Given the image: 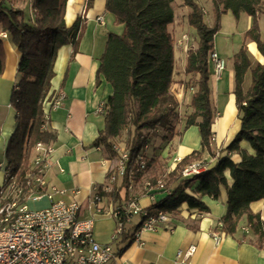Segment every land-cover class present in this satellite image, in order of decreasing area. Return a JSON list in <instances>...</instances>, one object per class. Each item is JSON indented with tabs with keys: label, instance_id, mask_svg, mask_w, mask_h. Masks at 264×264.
<instances>
[{
	"label": "trees",
	"instance_id": "1",
	"mask_svg": "<svg viewBox=\"0 0 264 264\" xmlns=\"http://www.w3.org/2000/svg\"><path fill=\"white\" fill-rule=\"evenodd\" d=\"M25 0H0V25L12 38L21 60L18 67L11 105L17 112V125L6 149V159L13 172L23 180L30 169L31 157L38 142L51 145L57 140L56 132L44 128L45 101L50 98L55 62L64 45H73L74 58L79 52L85 23L78 18L73 25L65 21L68 0H35L33 20L15 7V2ZM215 22L209 25L204 10L197 0H184L191 8L189 24L196 28L198 47L191 50L186 71L199 75L198 91L191 106L194 111L187 116L184 128L199 126L202 149L184 156L173 170H168L160 156L148 158L144 171L134 176L137 192H167V195L147 207L152 215L159 211L175 216L187 203L191 208L209 211L202 201L204 196L219 199L222 188H227L228 212L222 218L224 235H235L245 217L247 226L257 236V245L264 246V220L253 212L251 205L264 200V63L253 66L247 54L246 41L234 56L236 106L239 111L240 129L233 140L218 152L212 147V125L215 111L211 100L208 54L214 49L216 34L221 29V17L231 11L237 18L242 12L252 16L253 23L245 38L255 41L264 56V37L261 35L259 14L264 10V0H213ZM94 0H87L86 9ZM173 0H107L106 9L113 13L116 22L124 24L121 34L109 33L98 78L101 75L112 85L113 94L104 105L105 127L95 144L113 150V139H120L125 130L126 147L130 150L128 170L135 167L138 155L150 142V134L158 129L169 134L170 140L182 132L176 131L173 121L179 122L176 108L178 100L172 93L174 84L175 43L169 25L174 22ZM0 31V33H1ZM5 69L4 38L0 35V74ZM251 70L252 83L246 91L244 80ZM248 141L254 153L241 147ZM115 152V151H114ZM208 152L214 161L208 169L191 177L183 176V169L195 161H206ZM239 154L241 160L232 158ZM229 172L232 181L227 176ZM128 175L123 185L115 188L114 197L127 187ZM149 183V184H148ZM160 184L163 187H160ZM197 229V223H189ZM128 236L124 237L127 239ZM245 238V237H244Z\"/></svg>",
	"mask_w": 264,
	"mask_h": 264
},
{
	"label": "crops",
	"instance_id": "2",
	"mask_svg": "<svg viewBox=\"0 0 264 264\" xmlns=\"http://www.w3.org/2000/svg\"><path fill=\"white\" fill-rule=\"evenodd\" d=\"M106 1L94 0L93 5L88 9H86L87 0L67 1L66 24L71 26L78 18H82L85 28L77 55L72 58V44L64 45L59 49L55 62V76L49 96L54 98L63 93L65 98L61 106L56 109L52 110L48 104L45 105V109L49 108L50 111L47 130L57 134V140L51 144L53 150L45 178L46 191L55 192L53 197L55 201L83 202L93 195L95 188L101 189L112 185L113 191L103 195L102 206L107 211L111 204H128L137 196L135 194L138 185L134 183L131 190L128 186H123L120 189V197L116 199L115 188L121 187L124 179L119 177L114 183L110 180L117 165V154L102 143L95 144L100 131L105 127V113L101 111V105L105 104L108 97L113 94V87L104 76L98 78L101 57L109 33L121 34L125 28L124 24L117 23L115 15L106 9ZM197 2L204 10L205 22L213 25L215 22L213 0H197ZM34 3L35 0L17 1L15 7L22 9L26 17L33 20ZM172 5L175 13L174 22L169 25L175 43L172 93L179 102L176 108L179 122L173 124L176 126V131L182 134L175 135L170 140L163 139L167 134L162 135L163 149L157 150L151 156L163 158L168 170H173L184 156L194 150L202 149L199 126L184 128L187 116L194 111L191 102L198 91L199 79L198 74L186 71L187 59L189 52L198 47L199 37L196 28L188 21L191 8L184 3V0H173ZM98 16L104 17L103 23L97 21ZM252 23L253 18L249 14L242 12L237 18L229 11L222 15L221 29L215 36L214 49L227 62L226 68L218 78L213 74V65L209 63L211 100L216 115L212 125L214 132L212 147L215 152L227 146L240 129L239 111L234 94V56L246 41L247 54L252 65L264 63V56L259 51L257 43L245 38ZM259 24L261 35L264 37V10L259 14ZM219 36L222 49L220 51L224 55L220 53L216 44ZM179 40L182 42L181 45L178 44ZM4 46L5 69L0 74V150L6 155L9 139L17 125V112L11 105V97L20 76L18 67L21 53L10 36L4 38ZM251 83L252 74L249 70L244 80L246 91ZM163 131L167 133L166 130ZM240 145L248 152L254 153L248 141L242 140ZM204 158L206 161H214L208 152L204 153ZM232 158L235 162L241 160L239 154H234ZM227 176L232 181L229 172ZM54 188L57 191H54ZM166 195L167 192H157L155 201ZM135 198L143 207H149L154 202L148 193H142ZM51 201L44 196L40 200L30 201L29 204L32 208H42L49 206ZM202 201L209 211L191 208L184 203L180 208V214L173 215L172 230L161 227L158 230L142 232L141 238L145 242L143 246L132 240V233L139 222V218L134 217L128 223L129 232L117 242L118 255L110 264H264V246L257 245V236L247 226L245 217L235 235H224L219 244L213 239L212 231L218 227L228 212L227 188H222L219 199L204 196ZM251 208L253 212L260 213L264 220V200L253 202ZM189 223H197L198 228L192 229ZM115 227L116 220L111 215H96L95 238L101 243L111 242ZM126 236L127 239H124ZM190 245L196 246L195 253L185 259L179 258V250L186 251Z\"/></svg>",
	"mask_w": 264,
	"mask_h": 264
},
{
	"label": "built area",
	"instance_id": "3",
	"mask_svg": "<svg viewBox=\"0 0 264 264\" xmlns=\"http://www.w3.org/2000/svg\"><path fill=\"white\" fill-rule=\"evenodd\" d=\"M97 21L103 23L104 17L98 16ZM7 38V32H1ZM178 44L182 42L179 40ZM208 62L213 65V74L218 78L226 68V59L215 49L209 52ZM65 95L58 94L48 98L45 105L56 109L63 103ZM101 105V111H104ZM45 109L44 128L50 121V111ZM117 154V165L111 174V183L128 175V188L134 186V176L145 170L149 158V144H146L135 163L128 170L130 150L121 142H112ZM52 146L38 142L31 157L30 169L23 180H20L8 163L7 159L0 161V264H110L118 255L117 242L129 232L128 223L134 217L139 218L132 233L133 242L143 246L141 238L144 230H158L165 227L172 230L173 214L159 211L156 215L149 213L137 198H132L128 204H111L106 211L102 206L104 193L113 191L112 185L101 189L95 188L93 195L83 202L53 200L55 192H47L46 168ZM209 167L207 161H195L183 169L184 177H191ZM149 184V183H148ZM160 187H163L160 184ZM54 191H57L54 188ZM155 202V193H149ZM47 196L51 201L49 206L32 208L30 201L40 200ZM108 214L115 218L116 227L111 242L101 243L94 235L96 215ZM222 222L212 231L216 244H219L224 233ZM196 251L195 245H190L186 251L179 250L178 257H189Z\"/></svg>",
	"mask_w": 264,
	"mask_h": 264
},
{
	"label": "rangeland",
	"instance_id": "4",
	"mask_svg": "<svg viewBox=\"0 0 264 264\" xmlns=\"http://www.w3.org/2000/svg\"><path fill=\"white\" fill-rule=\"evenodd\" d=\"M220 39H221V37L219 36L216 39V44L219 46V48H218L219 51L220 50L222 51V49L220 48V45H221L220 44ZM221 51H220V53H222V55H224L223 52H221ZM173 123H176V121H173ZM174 126H175V124H174ZM175 128H176V126H175ZM164 134H169V133L168 132L167 133H164V131H163L162 128L161 129H158L156 131H153L150 134V142H149V156L150 157L153 156L154 155V152H156L157 150L163 149L162 145L164 143L163 142L164 140H161V138H162V135H164ZM126 138H127V130H125L123 132V134H122V137L120 139H117L116 141L117 142H121L122 145H123V147H124L126 145V142H125ZM158 154H160V153H158ZM5 158H6L5 152H3L2 150H0V161L4 160Z\"/></svg>",
	"mask_w": 264,
	"mask_h": 264
},
{
	"label": "bare ground",
	"instance_id": "5",
	"mask_svg": "<svg viewBox=\"0 0 264 264\" xmlns=\"http://www.w3.org/2000/svg\"><path fill=\"white\" fill-rule=\"evenodd\" d=\"M254 49V48H253ZM255 50V49H254ZM62 55H63V52H62Z\"/></svg>",
	"mask_w": 264,
	"mask_h": 264
}]
</instances>
